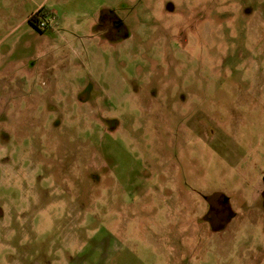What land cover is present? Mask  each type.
Listing matches in <instances>:
<instances>
[{"label": "rangeland", "instance_id": "374dc122", "mask_svg": "<svg viewBox=\"0 0 264 264\" xmlns=\"http://www.w3.org/2000/svg\"><path fill=\"white\" fill-rule=\"evenodd\" d=\"M0 264H264V0H0Z\"/></svg>", "mask_w": 264, "mask_h": 264}, {"label": "flooded vegetation", "instance_id": "af4514ba", "mask_svg": "<svg viewBox=\"0 0 264 264\" xmlns=\"http://www.w3.org/2000/svg\"><path fill=\"white\" fill-rule=\"evenodd\" d=\"M40 9V8H39ZM38 9V10H39ZM37 10V11H38ZM48 11H49V13L48 14H46V15H41V14H39V16L38 17H36V19L34 20V23L37 25V27L38 28H42L41 26H40V22L41 21H44L45 23H46V26H47V22L45 21V19L49 16V15H51L52 14V10L51 9H47ZM37 11H35V12H37ZM35 12H33L30 16H29V18H31L34 14H35ZM40 26V27H39ZM45 26V27H46Z\"/></svg>", "mask_w": 264, "mask_h": 264}, {"label": "trees", "instance_id": "16d2710c", "mask_svg": "<svg viewBox=\"0 0 264 264\" xmlns=\"http://www.w3.org/2000/svg\"><path fill=\"white\" fill-rule=\"evenodd\" d=\"M48 13H49V11L47 10V8H46L45 6H42L37 12H35V14H34L31 18H29V21H30L31 23H33L35 26H37V25L34 23V20L36 19V17H38L39 14H41V15H46V14H48Z\"/></svg>", "mask_w": 264, "mask_h": 264}, {"label": "built area", "instance_id": "2783aa9c", "mask_svg": "<svg viewBox=\"0 0 264 264\" xmlns=\"http://www.w3.org/2000/svg\"><path fill=\"white\" fill-rule=\"evenodd\" d=\"M40 26H41V27H44V26H46V23H45L44 21H41V22H40Z\"/></svg>", "mask_w": 264, "mask_h": 264}]
</instances>
